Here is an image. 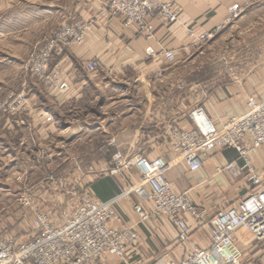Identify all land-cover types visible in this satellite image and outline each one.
Segmentation results:
<instances>
[{
  "label": "crops",
  "instance_id": "crops-1",
  "mask_svg": "<svg viewBox=\"0 0 264 264\" xmlns=\"http://www.w3.org/2000/svg\"><path fill=\"white\" fill-rule=\"evenodd\" d=\"M173 1L179 22L154 20L153 38L147 40L136 30L126 29L123 18L111 16L103 0H0V98L24 93L31 102L27 113L0 115V177L9 176L14 169L58 164L59 153L65 146L72 147L77 138H89L84 145L91 153L97 144L92 138L110 135L117 139L112 151L125 155L139 152L150 160L163 158L167 163L164 177L173 191L186 195L204 212L201 220L181 214L190 228V240L181 243L168 218L140 222L135 208L152 213L155 205L134 190L141 181L136 167L120 176H109L106 172L112 162L105 158L94 161L90 167L100 171L89 182L88 190L97 201H114L123 224L139 234L137 250L131 255L134 264H179L196 248L209 247L211 219L264 189V147L249 154L256 173L263 178L262 186L256 187L246 171H238L245 163L234 149L207 154L201 168L190 172L174 152L171 139L173 129L193 130L190 114L194 109L201 108L221 129L227 120L246 113L251 96L264 100V69L260 65L238 82L190 86L177 80L183 59L190 56L197 38L223 24L228 9L245 0ZM255 1L259 5L264 2ZM75 20L92 24V31L83 46L55 53L50 71L58 73L60 89L53 91L29 74L28 60L53 31ZM149 47L157 54L162 49L174 52L176 61L168 62L159 55L148 57ZM92 60L100 64L95 72L86 68ZM48 118L52 121L47 122ZM231 164L236 167L232 172L225 169ZM103 177H111L115 183V191L106 200L99 199L91 188ZM145 189L150 194V187ZM248 235L252 237L249 241L245 239ZM34 236L18 241L26 243ZM236 240L246 263L264 264V242H257L246 229L238 232ZM94 264L121 263L107 256Z\"/></svg>",
  "mask_w": 264,
  "mask_h": 264
},
{
  "label": "built area",
  "instance_id": "built-area-1",
  "mask_svg": "<svg viewBox=\"0 0 264 264\" xmlns=\"http://www.w3.org/2000/svg\"><path fill=\"white\" fill-rule=\"evenodd\" d=\"M113 17L123 18L126 29H134L138 34L153 38L152 22L161 20L166 24H176L180 15L173 0H103ZM255 0L235 3L228 9L225 22L213 30L199 36V42H209L226 26L235 23ZM92 31V24L75 20L64 24L52 32L45 43L29 58L27 70L53 91L60 89L58 73L50 71L51 61L59 50L83 46ZM194 37V32L190 30ZM146 54L150 58L163 56L168 62H175L174 52L162 49L160 54L149 47ZM90 72L100 68L97 60L86 63ZM30 98L24 93H9L0 98V115L16 116L30 110ZM190 118L194 128L191 131L172 130V148L188 166L190 172H197L203 157L218 149H234L244 160L240 173L247 172L254 186L260 187L263 178L256 173L249 154L264 147V100L251 96L247 111L240 117L227 120L221 129L205 116L201 108L194 109ZM48 118L47 122H51ZM136 167L141 173V181L134 190L142 198L149 197L155 210L146 212L135 208L141 223L166 217L177 228L181 243L190 240V228L181 214H189L201 220L203 213L196 208L186 195L176 194L170 182L164 177L167 163L163 158L150 160L142 153L124 155L116 152L112 157V176H120ZM234 164L225 169L232 172ZM151 189L150 194L145 186ZM21 203L29 205L23 195ZM114 201L102 203L86 190L73 212L61 224H53L47 214L36 215L33 225L39 235L29 242L20 243L12 237L0 235V264H94L104 257H110L121 264H134L133 252L137 250L139 234L123 224L122 218L114 210ZM116 222V227H111ZM246 229L257 242H264V189L246 196L237 207L218 212L210 221V245L196 248L179 264H241L244 252L238 245L236 236ZM264 262V258H262Z\"/></svg>",
  "mask_w": 264,
  "mask_h": 264
},
{
  "label": "rangeland",
  "instance_id": "rangeland-1",
  "mask_svg": "<svg viewBox=\"0 0 264 264\" xmlns=\"http://www.w3.org/2000/svg\"><path fill=\"white\" fill-rule=\"evenodd\" d=\"M255 3L213 40H197L190 56L183 59L177 80L190 86L199 83L217 85L242 81L256 66L264 69V2ZM88 139L77 138L72 147L65 146L66 149L58 155L59 163L52 167L14 169L9 176L0 177L1 236L22 241L28 235H39L33 225L36 215L47 214L53 224H58L73 212L88 190L89 182L100 171L90 165L100 158L112 162L113 155L118 152L112 151L117 140L114 136L92 138L97 144L91 153L84 145V140ZM23 195L28 197L29 205L20 202ZM245 239L249 241L252 237L248 235ZM241 264L248 263L243 259Z\"/></svg>",
  "mask_w": 264,
  "mask_h": 264
},
{
  "label": "trees",
  "instance_id": "trees-1",
  "mask_svg": "<svg viewBox=\"0 0 264 264\" xmlns=\"http://www.w3.org/2000/svg\"><path fill=\"white\" fill-rule=\"evenodd\" d=\"M92 190L101 200H106L115 191V183L111 177L101 178L92 185Z\"/></svg>",
  "mask_w": 264,
  "mask_h": 264
},
{
  "label": "bare ground",
  "instance_id": "bare-ground-1",
  "mask_svg": "<svg viewBox=\"0 0 264 264\" xmlns=\"http://www.w3.org/2000/svg\"><path fill=\"white\" fill-rule=\"evenodd\" d=\"M129 30V29H128Z\"/></svg>",
  "mask_w": 264,
  "mask_h": 264
}]
</instances>
